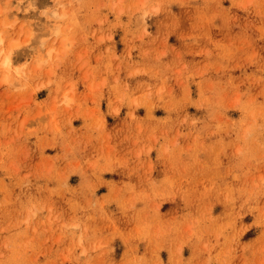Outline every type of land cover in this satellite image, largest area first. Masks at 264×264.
<instances>
[{
  "label": "rangeland",
  "instance_id": "rangeland-1",
  "mask_svg": "<svg viewBox=\"0 0 264 264\" xmlns=\"http://www.w3.org/2000/svg\"><path fill=\"white\" fill-rule=\"evenodd\" d=\"M0 37V264H264V0H0Z\"/></svg>",
  "mask_w": 264,
  "mask_h": 264
},
{
  "label": "bare ground",
  "instance_id": "bare-ground-1",
  "mask_svg": "<svg viewBox=\"0 0 264 264\" xmlns=\"http://www.w3.org/2000/svg\"><path fill=\"white\" fill-rule=\"evenodd\" d=\"M21 1V0H20ZM9 2H10V4L12 3V0H9ZM9 5V4H8ZM18 9H19V7H17ZM17 9V10H18ZM23 11V10H22ZM21 11V12H22ZM20 13V12H19ZM3 14V13H2ZM56 14V13H55ZM8 15L9 16H11V17H14L15 18V20L16 19H18V17H20L19 16V14H18V12H14V11H9L8 12ZM54 15V14H53ZM57 15V14H56ZM4 17H5V15H4ZM7 17V16H6ZM59 32V29L58 28H56V30H55V33H58ZM3 41H4V38L3 37H0V45L3 43ZM1 53H2V51H1V49H0V57H1ZM48 54L50 55L51 54V50H49V52H48ZM3 65H4V67L6 68V69H9L10 68V65H11V54L10 53H8L5 57H4V59H3Z\"/></svg>",
  "mask_w": 264,
  "mask_h": 264
}]
</instances>
